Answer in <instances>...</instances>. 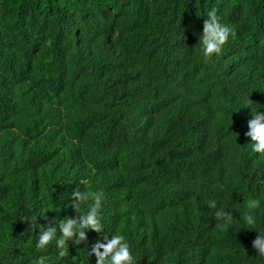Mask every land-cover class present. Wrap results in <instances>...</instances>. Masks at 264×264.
<instances>
[{
	"label": "trees",
	"instance_id": "1",
	"mask_svg": "<svg viewBox=\"0 0 264 264\" xmlns=\"http://www.w3.org/2000/svg\"><path fill=\"white\" fill-rule=\"evenodd\" d=\"M213 8L236 35L204 61ZM247 99L264 111V0H0V264H59L35 249L27 216H74L76 186L103 190L105 232L125 233L137 264H264ZM253 196L262 207L245 229ZM212 198L232 212L226 230ZM102 236L69 241L67 264Z\"/></svg>",
	"mask_w": 264,
	"mask_h": 264
},
{
	"label": "clouds",
	"instance_id": "2",
	"mask_svg": "<svg viewBox=\"0 0 264 264\" xmlns=\"http://www.w3.org/2000/svg\"><path fill=\"white\" fill-rule=\"evenodd\" d=\"M235 30L232 26L222 23L217 15L215 8L207 12L204 19L202 34L199 36V52L204 61H211L214 56H219L225 44L230 38H235ZM253 105L247 99L244 107L251 111V118L247 121V131L245 137L249 138L251 150L254 153L264 155V111L251 109ZM243 108V107H242ZM260 183L264 184V179H260ZM87 180H81L80 184H87ZM221 190L223 186H219ZM105 195L102 189L99 190H81L76 186L70 191L69 206L64 209L71 208L74 216L65 217L63 219H53L51 227H44L37 223L36 215L31 218L27 216L32 227L37 226L39 232L38 238H34L35 249L37 251H47L49 248L55 249V260L59 264H67L69 258V241L72 244L80 245L86 238L88 232L97 234L103 233L102 239H98L92 246L90 252H86V258L80 264H85L87 257L94 256L95 264H137L136 257L133 253L131 244L125 233L117 231L113 235L105 232V223L103 215ZM207 208L212 210L215 219L218 221V227L221 230L229 228L234 218L232 212L226 211L224 206L218 205L215 198L206 201ZM55 211L54 203L49 205ZM262 207L260 198L253 196L247 202V210H244L240 219L243 221L245 229H255L257 219L254 217L252 210H258ZM46 212H42L39 217H43ZM22 217L21 220H24ZM255 239L252 241L251 247L255 256L264 260V232L259 230ZM51 257L40 255L36 258L35 264H49Z\"/></svg>",
	"mask_w": 264,
	"mask_h": 264
}]
</instances>
